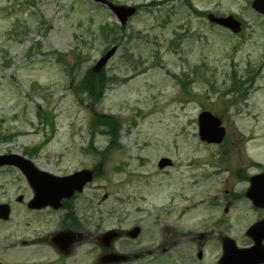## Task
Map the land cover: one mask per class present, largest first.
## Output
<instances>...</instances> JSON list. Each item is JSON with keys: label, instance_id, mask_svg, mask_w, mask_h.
I'll return each mask as SVG.
<instances>
[{"label": "rangeland", "instance_id": "obj_1", "mask_svg": "<svg viewBox=\"0 0 264 264\" xmlns=\"http://www.w3.org/2000/svg\"><path fill=\"white\" fill-rule=\"evenodd\" d=\"M106 1L138 10L121 26L93 0H0V155L23 156L58 177L92 171L72 198L92 201L102 231L116 225L111 213L123 201H132L131 226L206 228L218 217L210 212L213 187L236 184L237 166L249 174L264 168V17L253 0ZM209 13L238 17L242 32L210 23ZM113 48L102 93L80 90ZM235 82L241 87L232 92ZM205 111L222 119L232 149L199 141ZM163 157L173 168L159 169ZM33 196L18 168L0 169V201L16 207L17 198ZM231 215L227 230L245 243L241 230L256 212L237 202ZM26 219L15 212L0 222V264L95 261L76 251L61 259L49 243L18 251L29 240ZM60 222L52 215L35 229L53 235Z\"/></svg>", "mask_w": 264, "mask_h": 264}, {"label": "flooded vegetation", "instance_id": "obj_2", "mask_svg": "<svg viewBox=\"0 0 264 264\" xmlns=\"http://www.w3.org/2000/svg\"><path fill=\"white\" fill-rule=\"evenodd\" d=\"M197 138L200 139L199 135ZM235 142V139L229 140L227 134L220 146L230 150L234 147ZM173 166L168 168H173ZM240 168L237 166L236 170L230 172L236 180V184L233 183L234 186L226 180L218 184V187L222 188L221 192L213 187L212 192L215 194L209 199L210 212H212L211 216H214L213 213L217 211L218 217L210 220V224L207 223L204 226L206 228L193 229L184 233L174 229V224L168 221L167 223L161 222L159 230L155 232L146 230L139 225L131 226L132 201H123L116 213L115 210L110 212L111 217H116V225L105 231L99 227L100 221L103 219L94 209L92 201H75L72 198L74 201H60L59 208L49 205L35 207V201H16V207L11 206L9 202L0 201V204L10 205V220L15 212L17 214L26 213L29 240L21 242L24 248H18V251L28 250L37 242L40 245L49 243L59 258L64 260L75 251L84 253L86 256L94 255L95 261L92 264H151L153 261L158 264H221L226 255V240L228 238L234 240L239 249L253 248L256 241L250 236V229L264 221V208L254 206L253 201L247 196L252 177L259 178L255 192L259 196L260 202L264 203V168L253 174L241 173ZM239 184L244 185L240 189H236ZM199 202L203 204L204 200ZM237 202H246L256 212V218L241 230L247 239L245 243L227 230V217H232L231 214ZM220 210L222 214H220ZM137 211L138 214L142 212L141 209ZM56 214L61 216V222L55 234L44 236L40 230L35 229L36 226H41V223ZM18 221H20L19 218ZM237 221H241V219ZM0 222L5 221L0 219ZM212 223L214 224L212 225ZM36 232L37 235H35ZM31 233L34 236H30ZM62 233L73 234L72 239L68 241V246H62L60 238L53 241ZM261 244L264 246V240ZM211 251L214 252L215 261L213 263L210 261ZM258 259L264 261V251L258 256ZM31 264L47 263L33 262Z\"/></svg>", "mask_w": 264, "mask_h": 264}, {"label": "water", "instance_id": "obj_3", "mask_svg": "<svg viewBox=\"0 0 264 264\" xmlns=\"http://www.w3.org/2000/svg\"><path fill=\"white\" fill-rule=\"evenodd\" d=\"M95 1L106 5L123 26L126 25L128 19L136 12L135 7L116 6L108 3L106 0ZM252 8L264 15V0H254ZM208 20L213 24L229 29L234 34L242 32V23L232 15L217 17L214 14H209ZM115 52L116 48H113L104 55L93 71H101ZM198 127L200 139L209 144H220L226 135V129L222 126V120L211 112L205 111L199 115ZM5 165L16 166L26 175L35 192V199L33 200L35 201V207L51 205L58 208L62 199L70 198L76 191L81 192L84 185L92 180V172L88 170L64 178L40 172L30 161L17 155L0 156V167ZM169 165H171V162L167 159H162L159 163L161 169ZM258 179L252 178V186L247 196L254 202L256 207L264 208V203L260 202L261 200L255 192ZM21 200L22 198L20 197L18 201ZM9 214V207L7 205H0V218L7 220ZM250 236L256 241V245L248 250H239L234 241L227 239L225 244L226 255L222 259L221 264H260L264 262L258 259V256L264 251V247L261 244L264 240V221L250 229ZM59 238L61 239L60 244L62 246H68V241L72 239V234L62 233L59 237L54 238V241H57Z\"/></svg>", "mask_w": 264, "mask_h": 264}, {"label": "trees", "instance_id": "obj_4", "mask_svg": "<svg viewBox=\"0 0 264 264\" xmlns=\"http://www.w3.org/2000/svg\"><path fill=\"white\" fill-rule=\"evenodd\" d=\"M101 32H111L110 26L101 27ZM84 81L82 83V88L79 86V89L89 93L90 95H94L95 93H102V90L107 86L108 78L105 76V72L100 74H93L91 71L87 72L84 76ZM241 87V83H234L232 87V92H236ZM96 95V94H95ZM114 131V129H113ZM116 137L115 133H113L112 138Z\"/></svg>", "mask_w": 264, "mask_h": 264}]
</instances>
